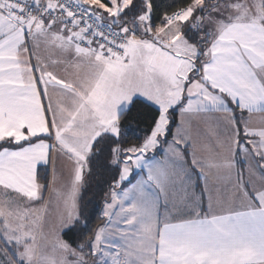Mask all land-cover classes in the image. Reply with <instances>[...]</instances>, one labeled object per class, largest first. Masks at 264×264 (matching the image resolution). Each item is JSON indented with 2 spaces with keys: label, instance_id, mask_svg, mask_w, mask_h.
<instances>
[{
  "label": "crops",
  "instance_id": "obj_1",
  "mask_svg": "<svg viewBox=\"0 0 264 264\" xmlns=\"http://www.w3.org/2000/svg\"><path fill=\"white\" fill-rule=\"evenodd\" d=\"M198 1L208 10L202 56L153 37L129 41L119 60L79 47L80 33L59 21H17L1 7L0 143L28 144L0 151V198L33 199L38 170L57 165L64 201L78 203L93 143L134 99L167 116L182 103L172 138L159 144V133L157 153L143 151L135 178L117 190L130 195V204L117 201L121 242L140 240L120 213H141L152 227L164 212L155 264H264V0L251 10L250 0ZM198 58L199 77L188 82ZM131 254L117 263L140 264Z\"/></svg>",
  "mask_w": 264,
  "mask_h": 264
},
{
  "label": "rangeland",
  "instance_id": "obj_2",
  "mask_svg": "<svg viewBox=\"0 0 264 264\" xmlns=\"http://www.w3.org/2000/svg\"><path fill=\"white\" fill-rule=\"evenodd\" d=\"M80 1L91 5L111 24L121 27L126 34L137 32V36L131 35L130 41L132 42L137 38L147 40L154 37L158 41L157 43L163 40L175 45L179 44L182 47L185 45L187 48L194 45L184 35L185 31L190 30V32L198 34L204 24V17L208 13L206 6L197 1L187 9L186 16L184 15L181 20L153 27L148 0H143L144 4L139 18L133 17L132 14L127 15L133 0H106L108 4L98 0ZM252 1L250 0L248 9L257 6L252 5ZM260 6L258 5L257 8L260 9ZM184 26L187 28H183ZM179 28H183V36H179L177 39L173 36L171 41L169 36L174 35L175 30ZM153 29H155L154 32ZM133 38L135 39L133 40ZM117 97L120 99L117 104L119 103L122 109L126 108L129 101L123 87L120 92H117ZM190 97L192 95H188L187 92L186 98ZM199 102L203 104L201 100ZM167 118V114H160L155 129L144 139L141 146L133 145L114 151L112 162L120 170L117 185L129 182L138 173L137 167L143 163L141 157L145 155L143 151L150 152V154L156 152L158 134L164 131L163 136H165L166 133L165 121ZM110 134L115 137L119 136L118 124ZM160 143H162L161 139ZM46 168L50 171L49 184L48 186L40 185L41 189L33 196V199L26 197L24 202L17 203L7 197L0 198V264H118L117 256L130 253L139 257L140 264H155L159 225L166 220V213H159L155 217L152 227L142 218L141 213H120L119 216L129 217L126 228L136 235V240H140L137 247H134L133 244L123 243L120 240L117 201L126 204L125 200L130 204V195L123 196L121 194L120 196V192L113 190L109 201L101 211L108 223L102 224L89 241L73 246L62 238V233L72 228L77 219V199L71 196L67 201H64L67 195L66 179L61 180L59 166L55 165L54 173V168L51 165ZM60 188H63L65 196L58 191ZM174 213L177 212L171 211L168 215L172 216ZM129 262L131 261L129 260ZM120 264H125V261Z\"/></svg>",
  "mask_w": 264,
  "mask_h": 264
},
{
  "label": "trees",
  "instance_id": "obj_3",
  "mask_svg": "<svg viewBox=\"0 0 264 264\" xmlns=\"http://www.w3.org/2000/svg\"><path fill=\"white\" fill-rule=\"evenodd\" d=\"M98 1L108 4L106 0ZM197 1L198 0H148L153 27L167 25L165 23L166 17L180 9L186 11ZM206 2L209 4V0ZM143 4V0H133L131 6L128 8L129 11L127 15L132 14L133 17L139 18L141 16ZM96 12L99 13L97 10ZM99 15L105 22L110 23L103 15L100 13ZM113 26L121 29L119 26ZM184 35L199 49L202 56L207 41L203 43L201 33L198 32V34H196L187 30ZM199 63L200 58L197 59V68L191 72V78H189L188 82L199 77V74L196 73V70L200 68ZM181 106L182 103L168 112L169 123L165 136L162 139L163 141L161 140L162 142H166L172 138L173 131L178 122V112ZM235 110H238V108L235 107ZM159 117L160 111L156 107L142 99H134L130 106L118 117L119 136L115 137L110 134H104L95 140L87 162L85 183L78 200V217L72 228L62 233V238L65 241L70 242L73 246H77L79 243L92 239L97 229L105 221L101 211L104 205L109 201L111 192L113 190L124 189L130 184L132 179L135 178V176H133L129 182L117 185L120 170L112 162L114 151L133 145L141 146L144 139L155 129ZM39 140H42V138L34 139L31 142ZM26 144H28V142L17 145L8 140L0 143V151L5 149H18ZM49 176L50 171L47 168H40L37 172V181L48 186Z\"/></svg>",
  "mask_w": 264,
  "mask_h": 264
},
{
  "label": "built area",
  "instance_id": "obj_4",
  "mask_svg": "<svg viewBox=\"0 0 264 264\" xmlns=\"http://www.w3.org/2000/svg\"><path fill=\"white\" fill-rule=\"evenodd\" d=\"M10 18L17 21L33 19L60 22L63 29L78 31L77 45L103 57L122 59L131 35L107 23L91 5L80 0H0ZM185 15L180 9L166 17L165 23L179 21Z\"/></svg>",
  "mask_w": 264,
  "mask_h": 264
}]
</instances>
